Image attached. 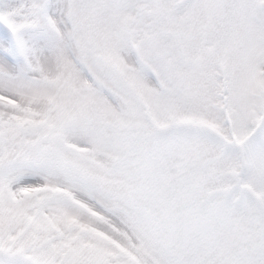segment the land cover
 <instances>
[{"label":"snow or ice","instance_id":"snow-or-ice-1","mask_svg":"<svg viewBox=\"0 0 264 264\" xmlns=\"http://www.w3.org/2000/svg\"><path fill=\"white\" fill-rule=\"evenodd\" d=\"M0 264H264V0H0Z\"/></svg>","mask_w":264,"mask_h":264}]
</instances>
